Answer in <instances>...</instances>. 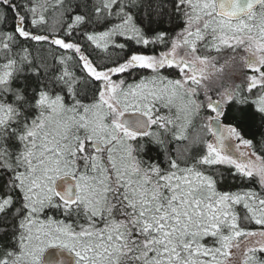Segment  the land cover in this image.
Masks as SVG:
<instances>
[{
  "label": "snow or ice",
  "instance_id": "obj_1",
  "mask_svg": "<svg viewBox=\"0 0 264 264\" xmlns=\"http://www.w3.org/2000/svg\"><path fill=\"white\" fill-rule=\"evenodd\" d=\"M264 264V0H0V264Z\"/></svg>",
  "mask_w": 264,
  "mask_h": 264
},
{
  "label": "rangeland",
  "instance_id": "obj_2",
  "mask_svg": "<svg viewBox=\"0 0 264 264\" xmlns=\"http://www.w3.org/2000/svg\"><path fill=\"white\" fill-rule=\"evenodd\" d=\"M241 258H242V253L241 254H238V256H237L234 264H239Z\"/></svg>",
  "mask_w": 264,
  "mask_h": 264
},
{
  "label": "trees",
  "instance_id": "obj_3",
  "mask_svg": "<svg viewBox=\"0 0 264 264\" xmlns=\"http://www.w3.org/2000/svg\"><path fill=\"white\" fill-rule=\"evenodd\" d=\"M239 264H240V262H239Z\"/></svg>",
  "mask_w": 264,
  "mask_h": 264
}]
</instances>
